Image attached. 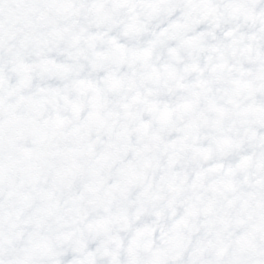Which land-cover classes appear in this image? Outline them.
<instances>
[{
  "label": "snow or ice",
  "instance_id": "6c2138e0",
  "mask_svg": "<svg viewBox=\"0 0 264 264\" xmlns=\"http://www.w3.org/2000/svg\"><path fill=\"white\" fill-rule=\"evenodd\" d=\"M0 264H264V0H0Z\"/></svg>",
  "mask_w": 264,
  "mask_h": 264
}]
</instances>
